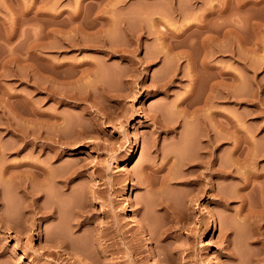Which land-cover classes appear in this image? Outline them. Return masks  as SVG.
Listing matches in <instances>:
<instances>
[{"label":"rangeland","instance_id":"rangeland-1","mask_svg":"<svg viewBox=\"0 0 264 264\" xmlns=\"http://www.w3.org/2000/svg\"><path fill=\"white\" fill-rule=\"evenodd\" d=\"M1 170L0 264L259 261L264 0H0Z\"/></svg>","mask_w":264,"mask_h":264},{"label":"bare ground","instance_id":"bare-ground-1","mask_svg":"<svg viewBox=\"0 0 264 264\" xmlns=\"http://www.w3.org/2000/svg\"><path fill=\"white\" fill-rule=\"evenodd\" d=\"M185 98H186V97H185ZM186 99H187V98H186ZM184 100H185V99H184ZM187 100H188V99H187ZM182 102H184V101H182ZM185 102H187V101H185ZM187 103H188V102H187ZM184 104H185V103H183V105H184ZM88 112H89V111H88ZM186 112H187V111H186ZM184 113H185V112H184ZM185 114H186V113H185ZM6 115H7V114H6ZM186 115H187V114H186ZM8 116H9V115H8ZM7 120H8V119H7ZM7 120H6V121H7ZM9 120H10V118H9ZM203 120H204V119H203ZM9 125H10V124H9ZM9 125H7V127H8ZM164 125H165V124H164ZM164 125H162V126H164ZM165 126H166V125H165ZM7 127H6V128H7ZM10 127H11V126H10ZM163 128H164V127H163ZM167 128H168V126H167ZM167 128H166V129H167ZM169 129H170V128H169ZM8 130H10V129H8ZM164 130H165V129H164ZM166 131H168V130H166ZM215 138H216V137H215ZM215 138H214V139H215ZM218 140H219V139H218ZM218 140H216L215 143H217ZM212 142H213V141H212ZM219 142H220V140H219ZM218 144H219V143H218ZM218 144H217V145H218ZM214 145H215V144H214ZM215 146H216V145H215ZM251 150H252V149H251ZM250 152H253V150L250 151ZM250 152H248V153H250ZM250 155H252V154H250ZM250 155H248V156H250ZM253 155H254V154H253ZM253 157H254V156H253ZM250 158H251V157H250ZM250 160H251V159H250ZM10 164H11V163H10ZM255 164H257V163H255ZM255 164H254V165H255ZM6 165H7V164H6ZM13 165H14V164H13ZM254 165H252V167H253ZM30 166H31V167H30L31 169H32V168H34V169H38V168H40L38 165L36 166V165H33V164H32V165H30ZM7 167H8V165H7ZM9 167H10V165H9ZM12 167H13V166H12ZM37 167H38V168H37ZM4 168L6 169V167H4ZM4 168H3L2 170L6 171ZM216 168H218V167H216ZM255 168H256V167H255ZM10 169H11V167H10ZM13 169H14V168H13ZM13 169H12V170H13ZM219 169H220V167H219ZM221 169H222V167H221ZM252 169H254V167H253ZM252 169H251V170H252ZM2 170H1V171H2ZM215 170H217V169H215ZM215 170H214V171H215ZM222 170H223V169H222ZM1 171H0V174L2 173V175H3V172H4V171H2V172H1ZM8 171H9V170H8ZM8 171H6V172H8ZM249 171H250V169H249ZM253 171H255V170H253ZM6 172H4V174H5ZM11 173H12V171H11ZM173 173H175V172L173 171ZM217 173H218V172H217ZM6 174H9V172L6 173ZM214 174H215V173H214ZM256 174H257V173H256ZM259 174H260V173H259ZM2 175H1V176H2ZM10 175H12V174H10ZM226 175H227V174H226ZM262 175H263V174H262ZM262 175H261V178H263V181H264V176H262ZM3 176H4V175H3ZM3 176H2V177H3ZM8 176H9V175H8ZM215 176H216V175H215ZM217 176H218V174H217ZM172 177H173V176H172ZM172 177H171V178H172ZM176 177H177V176H176ZM248 177H249V176H248ZM256 177H257V176H256ZM256 177H254V178H256ZM4 178H5V177H4ZM8 178H9V177H8ZM8 178H7V179H8ZM11 178H12V177H11ZM11 178H10V179H11ZM14 178H15V177H14ZM165 178H166V177H165ZM167 178H168V177H167ZM167 178H166V179H167ZM169 178H170V177H169ZM245 178H246V176H245ZM245 178H244V179H245ZM259 178H260V175H259ZM261 178H260V179H261ZM166 179H165V181L163 182L164 185H165L166 182H167ZM173 179L175 180V178H173ZM176 179H177V178H176ZM4 180H5V179H4ZM12 180H13V179H12ZM177 180H178V179H177ZM245 180H247V179H245ZM249 180H250V181H249ZM251 180L255 183V181H254L253 179L249 178L247 181H244V185H243V186L239 184V185L241 186V188H239V189H241V191H246V189H248L249 186H250V184L252 183ZM255 180H256V179H255ZM258 180H259V179H258ZM21 181H22V180H21ZM21 181H20V182H21ZM168 181H169V180H168ZM171 181H172L171 183L174 182L172 179H171ZM175 181H176V180H175ZM188 181H189V180H188ZM191 181H192V180H191ZM241 181H243V179H241ZM5 182H6V181H5ZM8 182H9V181H8ZM176 182H177V181H176ZM193 182H195V181H193ZM196 182H197V181H196ZM250 182H251V183H250ZM23 183H24V182H23ZM153 183H154V182H153ZM153 183H152V184H151V182L149 183V184H151V185H150V190H151V192H153L154 194H155V193L158 194L159 192L161 193V192L164 191V190H163V191H161V190H162L165 186H164V187L162 186L163 188H160L161 186H160V184H159V186H160L159 188L161 189V190H160V189H158L157 187L155 188L156 185H155V183H154L155 186H153ZM163 183H162V185H163ZM169 183H170V181H169ZM174 183H175V182H174ZM259 183H261V182L259 181ZM21 184H22V182H21ZM24 184H25V183H24ZM198 184H199V183H198ZM216 184H217V183H216ZM256 184H257V183H256ZM261 184H262V183H261ZM217 185H218V184H217ZM252 185H253V183H252ZM258 185H259V184H258ZM262 185H263V184H262ZM262 185H261V186H262ZM166 186H167V185H166ZM253 186H254L255 188H254ZM253 186H252V188L256 189V185L254 184ZM259 186H260V185H259ZM261 186H260V188H261ZM211 187H212V186H211ZM238 187H239V186H238ZM238 187H237V188H238ZM20 188H21V187H20ZM22 188H23V191H24L25 186L23 185ZM262 188H263V187H262ZM250 189H251V188H250ZM257 189H258V188H257ZM25 190H27V189L25 188ZM35 190H36V189H35ZM258 190H259V189H258ZM29 191H30V190H29ZM29 191H28V192H29ZM238 191H239V190H238ZM241 191H240V192H241ZM263 191H264V190H263ZM33 192L38 193V191H33ZM218 192H219V190H218ZM240 192H238V196H239ZM250 192L252 193V190H251ZM23 193H24V192H23ZM31 193H32V192H29V193H26V194H31ZM216 193H217V192H216ZM219 193H220V192H219ZM219 193H218V194H219ZM245 193H246V192H245ZM248 193H249V191H248ZM261 193H262V191H261ZM32 194H33V193H32ZM197 194H198V193H197ZM200 194H201V193H200ZM200 194H199V195H200ZM220 194H221V193H220ZM243 194H244V192H243ZM246 194H247V193H246ZM24 195H25V194H24ZM158 195H159V194H158ZM214 195H215V194H214ZM221 195H222V194H221ZM21 196L23 197V195H21ZM36 196H37V195H36ZM36 196H35V197H36ZM159 196H160V195H159ZM193 196H194V195H193ZM196 196H197V195H196ZM200 196H201V195H200ZM216 196H217V194H216ZM241 196H242V192H241V195L238 197V199H240ZM249 196H250V194H249ZM249 196L246 197L247 200L249 199V198H248ZM260 196H261V195H260ZM33 197H34V196H33ZM160 197H161V196H160ZM213 197H214V196H213ZM223 197H224V196H223ZM223 197H221V198L223 199ZM244 197H245V196H244ZM244 197L242 196L243 200H242V198H241V200H242L243 202H246V201L244 200ZM25 198H26V197H25ZM28 198H29V197H28ZM28 198H27V199H28ZM31 198H32V197H31ZM31 198H30V199H31ZM193 198H194V197H193ZM193 198H192V201L196 200V198H195L194 200H193ZM198 198H200V197H198ZM198 198H197V199H198ZM217 198H218V197H217ZM262 198H264V197H262ZM35 199H36V198H35ZM37 199H38V198H37ZM159 199H161V198H159ZM218 199H220V198H218ZM218 199H216V200H218ZM222 199H220V200H222ZM226 200L228 201V199H226ZM241 200H240V201H241ZM160 201H165V200H160ZM190 201H191V200H190ZM192 201H191V203H192ZM196 201H197V200H196ZM198 201H199V200H198ZM227 201H226V202H227ZM242 201H241V202H242ZM241 202H240V203H241ZM248 202H249V201H248ZM262 202H263V199H262ZM32 203L36 204V200H33ZM220 203H221V202H220ZM228 203H229V202H228ZM263 203H264V202H263ZM263 203H262V204H263ZM164 204H165V202H164ZM242 204H243V203H242ZM244 204H245V203H244ZM30 205H31V200H30ZM166 205H167V204H166ZM245 205H247V204H245ZM245 205H243V207L240 206V207H241V208H240L241 210L239 211V213H237L238 216H237V214H236V216H237V218L239 219L238 221H240V222L243 223V224L245 223L244 225H248V224L252 223V218H254V216H253L254 213L252 214V213L250 212L251 209H250V211H247V213H246V210H248V209H245V208L247 207V206H245ZM249 205H250V203H249ZM260 205H261V204H260ZM37 206H38V204H37ZM169 206H170V204H169ZM228 206H229V205H228ZM31 207H34V206L31 205ZM35 207H36V206H35ZM40 207H41V206H40ZM40 207H39V208H40ZM166 207H167V206H166ZM225 207H227V205H226ZM225 207H224V208H225ZM161 208H162V207H161ZM163 208H164V206H163ZM163 208H162V209H163ZM167 208H168V207H167ZM248 208H249V207H248ZM262 208H263V207H262ZM171 209H172V208H171ZM253 209H254V208H253ZM37 210H38V209H37ZM158 210H159V209H158ZM168 210H170V208H168ZM168 210H167V211L165 210V211L168 212ZM173 211H174V209H173ZM39 212H40V210H39ZM169 212H170V211H169ZM176 212H177V211H176ZM252 212H253V211H252ZM37 213H38V212H37ZM174 213H175V212H174ZM180 213H181V212H180ZM38 214H39V213H38ZM163 214H165V213H163ZM169 214H170V213H169ZM259 214H260V213H259ZM259 214H258V215H259ZM261 214H262V213H261ZM165 215L168 216V214H165ZM178 215H179V214H178ZM212 216H214V215H212ZM255 216H256V214H255ZM259 216L261 217V215H259ZM262 216H263V215H262ZM210 217H211V216H210ZM210 217H209V218H210ZM214 217H215V216H214ZM214 217H211V219H212V223H213V224H215V223H219V222L216 221V218H217V217L215 218V220L213 219ZM256 217H257V216H256ZM262 218H263V217H262ZM258 219H259V218H258ZM258 219H257V220H258ZM32 220H33V219H32ZM255 220H256V219H255ZM32 222H33V221H32ZM258 222H259V220H258ZM258 222H256V223L258 224ZM261 222H262V221H261ZM246 223H248V224H246ZM33 224H35V223L33 222ZM209 224H210V223H209ZM243 224H242V225H243ZM261 224H262V223H261ZM258 225H260V224H258ZM32 226H33V225H32ZM32 226H31V227H32ZM142 226H143V225H141V227H142ZM248 226L250 227L251 225H248ZM215 227H216V225H215ZM254 227H255V225H254ZM143 229H144V228H143ZM255 229H256V227H255ZM252 230H254V228H253ZM213 231H214V230H213ZM257 231H258V230H256V232H257ZM253 233H254V232H253ZM260 233H261V232H260ZM260 233H259V231H258L257 236H258ZM262 233H263V232H262ZM263 234H264V233H263ZM260 235H262V234H260ZM260 235L257 237V236H256V233L253 234V236H254L253 238H255L254 240H257V241H255L256 243H258V241H259V239H260V237H261ZM263 236H264V235H263ZM256 238H257V239H256ZM261 238H263V237H261ZM250 239H251V238H250ZM252 240H253V239H252ZM254 240H253V243H255ZM261 240H262V239H261ZM251 242H252V241H251ZM262 242H263V241H262ZM253 243H252V244H253ZM256 243H255V244H256ZM249 244H250V243H249ZM261 244H263V243H261ZM230 247H231V246H230ZM258 247L260 248V245H259ZM258 247H257V248H258ZM255 249H256V246H255ZM255 249H254V250H255ZM256 250H257V249H256ZM260 250H261V249H260ZM227 251H228V250H227ZM231 251H232V250H231ZM231 251H229V252H231ZM261 251H262V250H261ZM254 252H255V251H254ZM256 252H258V251H256ZM256 252H255V254H256ZM259 252H260V251H259ZM261 253H262V252H261ZM231 254H232V253H231ZM255 254H254V256H256ZM228 255H229V253H228ZM258 255H259V254H257V256H258ZM260 255H261V254H260ZM231 256H232V255H231ZM233 256H234V255H233ZM257 256H256V259H255V260H257V259L259 258V261H255V262H253V260H252L251 262H253L254 264H261L262 261H261V263H260V258H261V260H262V259H264V257H263V258H262V257H258V258H257ZM229 258H230V256H229ZM232 259H233V258H232ZM234 259H236V258H234ZM263 261H264V260H263ZM262 264H263V263H262Z\"/></svg>","mask_w":264,"mask_h":264}]
</instances>
